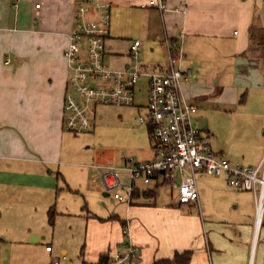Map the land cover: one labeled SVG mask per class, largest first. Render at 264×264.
I'll use <instances>...</instances> for the list:
<instances>
[{"label": "crops", "instance_id": "obj_1", "mask_svg": "<svg viewBox=\"0 0 264 264\" xmlns=\"http://www.w3.org/2000/svg\"><path fill=\"white\" fill-rule=\"evenodd\" d=\"M81 1L0 0V216L3 201L12 200L17 186L51 193L56 190L58 198L60 173L66 175L65 165H76V134L63 126L70 76L64 52ZM96 1L110 3L116 16L126 10L130 18L142 19L141 38L129 40V52L125 49L113 53L115 68L130 67L144 45L145 60L131 64L165 69V38L177 36L189 65L199 59L192 52L197 50L202 54V64L223 62L226 67L211 83L195 82L184 89L186 98L197 93L198 100H209L212 105L231 103L239 99L248 81L253 87L264 88V57L244 55L253 38L260 35L258 29L264 28L263 0H165L164 11L151 6V0ZM38 2L40 7H36ZM107 40H112L114 46L121 42L119 38L113 40L111 28ZM136 40L141 43L134 52ZM106 51L111 53L107 46ZM143 80L144 85L138 84L137 97L143 90L144 102L137 103V107L146 102L147 80ZM255 149L258 165L264 156V139L257 141ZM156 154L153 146L149 156L138 160L152 159ZM57 170L60 173L54 180ZM196 180L198 204L161 200L153 188L155 197L141 195L122 212L103 216L88 210L84 237L74 254L77 264H95L101 254L112 255L129 241L141 249L132 264H153L186 250L192 252L190 264H264V218L258 227L254 193L228 185L223 176L202 171L196 173ZM104 195L111 194L104 191ZM53 200L45 192L37 198L40 202L36 209L53 208ZM54 203L61 212L68 209L59 206L58 201ZM32 231L27 229L26 235ZM45 238L40 233L33 235L32 241L22 238L18 243L23 250H17L9 263L32 260L33 264H43L38 258L41 250L47 259L51 258L49 264L55 260L61 264L65 258L53 257L55 249L51 242H42ZM3 241L0 238L1 245ZM48 246L52 251L46 249ZM61 253L69 259V248L62 247Z\"/></svg>", "mask_w": 264, "mask_h": 264}, {"label": "built area", "instance_id": "obj_2", "mask_svg": "<svg viewBox=\"0 0 264 264\" xmlns=\"http://www.w3.org/2000/svg\"><path fill=\"white\" fill-rule=\"evenodd\" d=\"M40 5L36 3V7ZM150 5L161 11L167 9L165 0H151ZM110 22V3L83 0L78 4L64 52L70 76L63 105V126L75 134L93 130L98 104L134 106L138 84L146 79V102L140 108L147 113L139 121L153 127L151 139L157 154L148 160L124 157L123 168L97 164L103 188L110 194L114 191L115 199L131 204L138 185L157 188L169 184L178 191L179 204H198L196 173L223 176L228 185L254 193L259 227L264 218V156L258 165L245 166L213 152L202 132L194 126L193 115L198 108L184 94L183 82L192 68L182 66L185 61L182 44H176L174 51L170 38H165L168 48L165 69L110 67L105 62ZM140 43L136 40L132 49L136 51ZM118 170L129 174V183L123 182ZM118 188L124 193L118 192ZM122 247L110 255L109 264H132L140 255V247L131 241ZM46 249L52 251L51 246ZM53 264L60 261L55 260Z\"/></svg>", "mask_w": 264, "mask_h": 264}, {"label": "rangeland", "instance_id": "obj_3", "mask_svg": "<svg viewBox=\"0 0 264 264\" xmlns=\"http://www.w3.org/2000/svg\"><path fill=\"white\" fill-rule=\"evenodd\" d=\"M16 10L18 9L16 8ZM141 20L140 16L130 18V13L126 10H121L120 15L117 16L113 10L111 11V35L114 41L119 38L121 42L115 46L112 40L106 42L111 53L106 54L105 62L110 67L118 69L113 64V53L116 50L127 49L129 52V40L141 38L139 32ZM143 49L144 45L141 52L138 53L137 59L133 62L130 61L131 68L138 66L131 63L145 60ZM149 50L151 51L150 47ZM192 52L197 53L199 59L191 65L186 60L183 62V67L192 66L193 69V73L189 74L185 85L183 82V90L195 82L211 83L220 78L226 70L223 62L202 64V60H200L202 54L197 50ZM204 56L211 57L207 53ZM218 58L220 56L216 59L218 60ZM139 84L144 85L145 81L142 80ZM199 96L197 93H191V98L187 99L197 104L193 103L198 108L193 115V123L197 129L201 130L213 152L222 154L232 163L245 166L256 165L258 162L255 160V146L259 139H264V88L253 87L251 81H248L242 88L239 99L231 103L219 102L212 105L209 100H198ZM143 102L144 92L142 90L136 103ZM146 113V109L137 106L98 104L93 119L94 129L76 134L73 140V148L76 151L73 162L76 165H65L64 173L66 175L58 170L55 172V178L60 173L58 198L55 199L56 190H52L51 193L47 189L17 186V191H12L15 194L12 200L3 201L1 205L3 213L0 216V238L4 241L2 245L0 242V264H10L14 253L17 250H23L18 243L22 238L29 240L33 235L39 233L46 237L41 239L43 243H52V247L55 249L53 257L65 258L61 264L78 263L74 254L84 237L87 211L90 210L92 214L105 216L118 213V211L122 212L127 206L126 202L114 198V191L109 196L104 195L106 190L102 186L100 170L95 168V164L113 163L117 168H123L124 157L141 159L149 156L155 143L150 138L147 125L139 121V117ZM118 172L124 183L130 182L129 174L126 171L118 170ZM117 191L124 193L121 188H118ZM45 192L54 199L50 205L56 211L54 224L49 221L50 208L42 210L39 206L36 209V205L40 202L37 201V198L44 195ZM156 192L161 200L178 198V191L172 189L169 184L158 186ZM56 201L59 206L68 209H63L61 212L54 203ZM27 229L33 230L28 236L26 235ZM62 247L69 248L68 260L61 253ZM38 258L42 260L43 264H47L48 260L49 264L51 261V258L47 259L41 250H39ZM35 259L36 257H34V261ZM26 264H33V261L30 260Z\"/></svg>", "mask_w": 264, "mask_h": 264}, {"label": "trees", "instance_id": "obj_4", "mask_svg": "<svg viewBox=\"0 0 264 264\" xmlns=\"http://www.w3.org/2000/svg\"><path fill=\"white\" fill-rule=\"evenodd\" d=\"M258 32L260 33V35L258 34L256 37L253 38L252 45H251L250 49H248L247 52H244V55L246 54V55H254V56L264 57V28H262V27L259 28ZM170 40H171V43L174 44L173 47H174V51H175V47L177 48L176 44L179 45L181 43L177 39V36L174 38H170ZM134 52H136V51H134ZM134 106H137V103H135ZM148 128H149L148 129L149 135L151 138V134L153 132V127L148 126ZM155 193H156L155 190H153V188H151V187H144L142 185H138L135 188L132 203H135L136 198L140 197L141 195H145L147 197L152 198V197H155ZM48 214H49L50 223L54 224L55 215H56L55 209L51 208L49 210ZM123 223L125 224V222H123ZM191 257H192V252L190 250H186L184 252H176L173 258L160 259V260L155 261L153 264H190ZM110 258H111L110 254L108 252L103 253L100 256L99 261L95 264H109Z\"/></svg>", "mask_w": 264, "mask_h": 264}, {"label": "water", "instance_id": "obj_5", "mask_svg": "<svg viewBox=\"0 0 264 264\" xmlns=\"http://www.w3.org/2000/svg\"><path fill=\"white\" fill-rule=\"evenodd\" d=\"M29 241H32V239H30Z\"/></svg>", "mask_w": 264, "mask_h": 264}]
</instances>
